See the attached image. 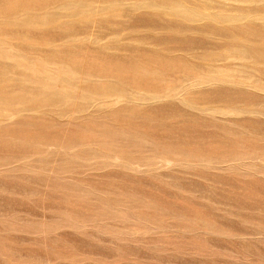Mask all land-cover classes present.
Wrapping results in <instances>:
<instances>
[{"label":"rangeland","instance_id":"rangeland-1","mask_svg":"<svg viewBox=\"0 0 264 264\" xmlns=\"http://www.w3.org/2000/svg\"><path fill=\"white\" fill-rule=\"evenodd\" d=\"M0 264H264V0H0Z\"/></svg>","mask_w":264,"mask_h":264},{"label":"bare ground","instance_id":"bare-ground-1","mask_svg":"<svg viewBox=\"0 0 264 264\" xmlns=\"http://www.w3.org/2000/svg\"><path fill=\"white\" fill-rule=\"evenodd\" d=\"M12 22V21H11ZM27 22V21H26ZM29 22V21H28ZM28 22H27V24H28ZM14 23V22H13ZM34 23H36V22H34ZM26 24V23H25Z\"/></svg>","mask_w":264,"mask_h":264}]
</instances>
